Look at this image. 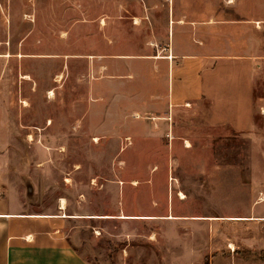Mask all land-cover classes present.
<instances>
[{
    "label": "rangeland",
    "instance_id": "obj_1",
    "mask_svg": "<svg viewBox=\"0 0 264 264\" xmlns=\"http://www.w3.org/2000/svg\"><path fill=\"white\" fill-rule=\"evenodd\" d=\"M229 1L201 18L251 21L237 32L250 65L220 63L176 102L161 70L111 54L190 51L189 26L167 23L177 0H0L1 194L86 216L69 227L89 264L257 262L264 240L241 217L264 215V0ZM226 32L204 35L221 46Z\"/></svg>",
    "mask_w": 264,
    "mask_h": 264
},
{
    "label": "crops",
    "instance_id": "obj_2",
    "mask_svg": "<svg viewBox=\"0 0 264 264\" xmlns=\"http://www.w3.org/2000/svg\"><path fill=\"white\" fill-rule=\"evenodd\" d=\"M206 1L208 0H200L202 7ZM235 1L231 0L227 4V11L234 12L236 10L235 4L233 5ZM201 6L199 10L191 9L188 0H177L175 6L173 2L172 5L171 3L167 5L168 25L171 22L176 23L182 32L185 31L184 26L188 25V30L193 31L191 32L193 34L192 45H189L190 51H185L168 39L163 43H154L153 46H151V42H146L144 46L148 52L143 54L117 52L111 54L114 55L111 56L114 57L112 58L113 63L119 66L126 63L125 61L120 63L117 59H125L128 62L139 59L138 63L141 64H144V61L150 62L146 64H150L149 66H153L155 70H161L162 80L167 81L169 83L167 88L171 89L170 94L167 95H169L170 101H173V97L176 102L200 97L205 87H208L204 82V72L209 71V74H212L220 63L237 67L249 66L250 58L254 56L250 53L253 43L249 35L238 36L237 32L251 30V21L233 18L204 20L201 18L204 16L203 14L212 16V11L208 7H205L204 10V7L202 9ZM233 12L228 14L231 15ZM192 16L196 19H192ZM259 24L262 25V22ZM219 29L227 32L223 34L222 45L214 46L213 40H209V36L211 39L212 36L204 35V33H214ZM154 46L158 48L155 52L151 50L153 49L151 47ZM159 49H163L165 52L159 53ZM101 56L105 58L106 62H111L108 61L111 59L109 53H101ZM210 66L213 67L210 68ZM243 72L244 70H242ZM237 81L240 79L238 78ZM1 193L0 189V264H89L75 248L70 235L73 227H69L74 219L87 218L86 216L67 214L62 211L63 207L60 205L56 211L48 213L23 212L15 202ZM263 202L264 199L259 201L260 207ZM241 219L249 222L254 221L253 225L256 224L255 221L257 222L258 227L255 228V231L261 237L259 244L262 245L264 215L241 217ZM257 253L260 255L257 262L250 260L248 264H264V247ZM233 263L236 264L235 261Z\"/></svg>",
    "mask_w": 264,
    "mask_h": 264
},
{
    "label": "bare ground",
    "instance_id": "obj_3",
    "mask_svg": "<svg viewBox=\"0 0 264 264\" xmlns=\"http://www.w3.org/2000/svg\"><path fill=\"white\" fill-rule=\"evenodd\" d=\"M229 2H231V0H230ZM24 78H27V76L25 75ZM49 92L51 93V91H49ZM181 197H183V196L181 195ZM59 205H60V206H63V199H60V200H59ZM123 216H124V215H122V216H120V217H123ZM170 216H171V215H170ZM92 217H95V216L92 215ZM102 217H108V216H107V215H102ZM129 217H130V218H136V217H138V218H143V219H144V218H150L149 216H135V215H134V216H129ZM213 218H214V217H213Z\"/></svg>",
    "mask_w": 264,
    "mask_h": 264
}]
</instances>
